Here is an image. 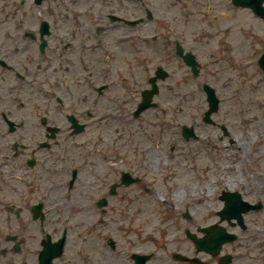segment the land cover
<instances>
[{"label": "rangeland", "instance_id": "374dc122", "mask_svg": "<svg viewBox=\"0 0 264 264\" xmlns=\"http://www.w3.org/2000/svg\"><path fill=\"white\" fill-rule=\"evenodd\" d=\"M85 11L88 15V11L86 8ZM159 14L160 13H158V17ZM247 15L249 16L247 23L254 26L256 31H259L260 28H263V26L260 27L258 23L252 19L251 15ZM232 17L233 16L231 15H226L225 22L230 23L232 21L230 20L232 19ZM190 20L191 24L193 22V27L198 26L197 18L192 17ZM235 23L236 21H233L232 26H234ZM9 27H14V23H9ZM191 40L186 39V44L184 43L185 47H193L192 43H194L196 45V47L194 48H199L197 51L202 57L199 60L205 63V56L209 57L211 53H214L212 47L214 43L206 44L208 48L205 49L206 46L199 45L197 42H194V40H192L191 42ZM112 45H120L111 47L110 52L112 53L122 51L121 47L123 48V50L125 49L124 51H126L127 49L129 50V48L125 44H122L120 42H116V45L112 43ZM105 46L108 47V44L105 43ZM157 46L158 45L154 46V49ZM123 54L124 57L128 56L132 58V55L129 54L128 51ZM123 54L119 53V60L116 61L117 66L123 61ZM69 64L71 65V63ZM69 64L66 65L69 67ZM76 64V60H74L72 63V67L74 68ZM230 65L232 67L237 66V64ZM239 65L243 70H246V72H248V75L246 76L244 74V78L237 79L235 88H246L249 94H251L250 100L254 105L251 108L249 114H244V116L241 117L238 115L237 117L230 113V111H232L233 109L232 102H234L237 97L234 100L230 98V94L227 90L230 81L225 82L229 80L228 78L230 76L236 73L235 69L227 67L228 65H217L216 69H206L208 71L218 72V79L214 83L221 86L218 89V93L220 94V97L222 99V104L221 110L217 115L214 116V120L228 127L230 135L227 138L222 135V132H220L221 130L219 131V129L217 128L205 126L203 124V113L206 110V105L204 95L201 92V84L200 82H197L193 79L188 82L189 78L187 77V75L189 74L187 73L184 65H182V63L178 62L177 60L173 61L171 66L169 67L172 78L169 81L164 82V84L160 83L162 85L161 93L156 98V103L158 104L157 108L159 109L145 115L144 124L141 128L136 127L135 123H130L133 121L132 117V120L126 119V124L123 129L122 125H117L116 123H114L117 120L116 117L112 118L113 114L115 113V107L113 106V104L109 105V102L106 101V98L111 96L109 93H107L106 97L104 98L108 103L103 102L104 99L102 100V102L96 100L92 111L94 117L93 119H91V124L93 123L94 126L90 125L85 132L86 134L79 137V143L88 145V148H90L91 143H93L94 146L91 147V149H102L108 151L109 149H116L120 148V146L123 147L128 145L130 133H132L134 136L137 133H140V136L142 133H144L146 134V139L150 142L146 143L145 145H143V143L141 142L138 143L139 148L142 149V147H154L156 145L161 146L162 148H166V151H168V153L165 151V153L160 152L154 154V156H150V161L156 158L158 161L162 162V164L166 163L167 165L165 167L159 168L155 172V174H152L150 169L148 168L147 170L144 164L146 155L139 152H135V154L137 155L136 158L139 159V162L135 158H132L134 159V161L130 162L132 160L131 158L126 159L125 157H121L120 161L116 162L112 159L110 161V164H104L101 159L102 155L99 157H95L96 155H93V160L95 161L93 163L94 166L89 164H78V167L81 168V172L79 175L80 179L78 181V184L74 188L75 190L73 192H69L68 196H72L74 194L73 196L76 198L78 196L82 197L90 207V212L88 219H85L86 224L84 227L82 226L80 227V229H78L76 226H74L72 228L68 243L69 247L65 255L66 257L62 259V261H60L58 264H80L78 260L83 262L79 257L81 250L84 251L82 247L88 248L89 252H93L91 254L92 256L83 255L81 257H83L87 261H92L95 258H100L97 260L98 264H126L130 260V255L136 251L144 253L155 252L161 253L163 255L166 254V259H171L172 252L177 251L180 246H183L184 248L192 247L191 244L186 243L187 239L184 235L186 229H191L196 232L198 229L196 227H200L203 224L206 225L217 221V217L213 214L212 217H210V213L209 211H207L208 209L218 210L221 208L220 205H217L219 193H217L216 191L213 192L214 195L210 197V201L204 203L205 207L198 206L196 208L194 206L191 208L192 216L195 217V219L193 221H187L180 216V210L179 212H177L178 214L173 212L170 214V216H168L169 213L172 212V210L165 205V200L163 202L157 201L156 204H153V202H150V200L148 201L145 198L148 195V190L146 189L148 186L150 188H154L155 184H159L163 187L161 191H163L164 194L167 195L169 189L167 188L168 184L173 183L177 185V182L175 180V173H186L185 171L188 170L186 166L176 168V159L178 157L186 158L188 152L196 149L195 147L198 146H202L205 150L211 151L214 154L219 153L223 155L224 158H229L226 159V161H228V165L226 164V168L232 167V163L236 160L234 155H236L238 152V148L236 145H239L238 141H241V132L246 127L243 124L244 119L246 121V119L249 118L252 121V125L254 126V128H256L254 133L259 136V140L261 141L258 145L259 149H255V152L264 149V78H262V75H260V71L257 69L255 63H251L249 67H243L241 62H239ZM67 66L60 68L58 64H53L52 66H50L49 72H57L58 75L55 76H58L60 79H62L63 84V81H68V77L65 75L67 74L68 70ZM98 66H100L99 77L106 78L108 77V75H110V69L108 68L106 62H103L101 64L99 63ZM109 66H111V68L114 67L111 62ZM112 71L113 70H111V73ZM236 77L237 75H235L232 80H235ZM94 78H98V76L95 75ZM178 80H183L186 83H177ZM129 83L131 82H128V84ZM242 83H247V85H243ZM136 85L137 84H130L129 86L131 87V90H129V92H126L129 89L128 85L126 86L127 89L125 88L123 90L121 87H119L118 92H114L119 93L121 98L129 100V98L139 90V86ZM142 86V89L149 88L147 82ZM141 98V94H137L129 102L128 107H130V112L131 110H134L136 104L141 101ZM134 101L135 103L133 105ZM124 113L125 115H127L128 110L124 111ZM177 116L178 118H176ZM108 121H110L112 125L117 129V133L110 132V130L108 129V127L110 126L106 127ZM152 121L156 126L155 130H152L151 127H149V129L144 128L145 126L150 125L149 123H151ZM186 125L195 126L196 134L200 136V138H197L198 141H194L193 143H186V141L183 140V138L181 137V128L182 126ZM145 129H148L149 131L146 132L144 131ZM220 134L222 138L221 140H219L218 138ZM231 141H233L234 143H231ZM173 149L175 152L172 151ZM80 150L81 148H77L76 152L73 153V155L80 153ZM205 161L209 168H211V166L214 167V165H212V163L207 159H205ZM75 166L76 165L72 167L74 168ZM95 167L99 170L97 176L94 174ZM132 167L137 168L138 172L140 173H144L146 171L144 175H140L142 176V183L137 184L133 187L122 186V188H119L117 195L112 197L111 199V204L107 209V214L101 216L100 212L94 209L95 201L98 200V197L100 195H108V191L110 188L109 186L112 183L117 182L119 178L118 175L121 170L130 169ZM71 170L73 169L69 167H63L60 174L56 175L53 178V181L57 184H62L67 188ZM149 171L150 174L153 175V177L150 176ZM62 173H64V175H62ZM199 175L203 176L199 179H196L195 174L191 179L193 184H203V182H206L207 179L214 178L215 172L211 170V174L209 175L201 171ZM189 186L191 185L189 184ZM181 189L182 187L178 188V190ZM56 190H58V192L62 191V189H60L59 187H57ZM97 191L98 195H96ZM135 200L138 201L134 202ZM23 202V221L27 222L29 220V213L27 209H30V207L33 205V202L32 200ZM53 203L54 202H51L48 207L47 212L50 214L47 221L49 223L51 233L55 236H58V227L59 225L62 226L63 223L62 221L57 222L58 212H56V209L59 203ZM184 205V203H179L180 209L184 207ZM163 207L169 210V212L165 216L162 215L160 211V208ZM148 208H150V214ZM140 209H146V215H141ZM121 226L124 228V233L121 230ZM25 229L27 254L30 260V264H36L37 252L41 248L40 241L42 237L38 232V225L33 223L32 221L30 224H26ZM109 237L114 238V240L117 242V248L114 251L111 248H108L107 243H105V240ZM103 238L104 241L102 243ZM89 241H91L92 246H87V243ZM103 244L105 250L100 246ZM163 259L165 260L164 257ZM55 262L54 264L57 263ZM161 262L162 264L164 263L162 261V258H160L159 262L155 263L159 264ZM236 264L242 263L236 262Z\"/></svg>", "mask_w": 264, "mask_h": 264}, {"label": "flooded vegetation", "instance_id": "af4514ba", "mask_svg": "<svg viewBox=\"0 0 264 264\" xmlns=\"http://www.w3.org/2000/svg\"><path fill=\"white\" fill-rule=\"evenodd\" d=\"M159 1L164 9L158 7L153 10L159 11L164 20L173 18L177 22L176 29L188 18H199L200 29L195 34L194 42L201 45L204 41L221 42L218 51L211 54L213 58L218 55L213 60L215 63L232 61L234 54L249 55L250 52H257L255 47L259 49V53L264 51L263 18L255 16L258 25L263 26L259 35H255L241 18L234 26L232 23L223 26L225 15L234 16L230 19L234 20L240 14H252L250 9L235 5V0ZM154 2L155 0H127L125 7L118 10L117 14L124 19L142 18V14L148 9L152 10L150 7ZM36 10L33 0H0V264H28L21 199L23 185L30 184L36 178L37 172H44L45 160L52 158L54 153L63 152L66 144L75 140L67 117L73 115L83 121L86 116L90 117L93 109V89L89 83L85 82L87 91L84 93L82 85L76 86L71 82L70 85L63 86L58 81L52 82V74H49L53 64L63 67V62L60 63L56 56L58 53L66 55L73 43L68 38L71 26L59 23V29L56 30L55 25L50 23L47 48L42 53L41 25L38 24ZM59 12L61 11L58 0H49V19L59 20ZM7 20H18V23L14 27H8ZM72 24L80 25L78 22ZM150 25L151 22L148 21L138 26L145 28H140L144 31L143 34L148 31V34L142 35L144 38H149L152 34ZM113 28L114 31L129 35L130 38L136 30L124 23H116ZM82 32L86 33V30ZM74 34L81 35L80 32ZM166 41L171 43L168 37ZM18 73H21V76ZM65 75L72 77L70 73ZM40 84L43 89L39 92L37 86ZM55 95L63 102L58 101ZM53 128L59 129V132L57 138L51 140L49 137ZM43 144L52 147L42 149ZM29 162H34L32 169L28 167ZM12 196L15 197L16 204L12 203ZM14 209L17 215L12 213ZM15 222L18 235H13ZM246 225V228L241 230V237L238 236L239 239L228 246L231 253L242 248L241 244H246V239L250 237L252 225ZM235 228L237 230L239 227ZM11 236H17L18 240L11 241ZM17 242L20 243V250L15 247ZM188 250L190 252L191 248L188 247ZM240 260L246 261L247 257L235 258V262Z\"/></svg>", "mask_w": 264, "mask_h": 264}, {"label": "bare ground", "instance_id": "6f19581e", "mask_svg": "<svg viewBox=\"0 0 264 264\" xmlns=\"http://www.w3.org/2000/svg\"><path fill=\"white\" fill-rule=\"evenodd\" d=\"M242 137H243L242 138L243 141L250 143V150L252 149L251 147L253 146V144H255L258 141V140L252 139L249 133H246ZM240 148H241L240 158H237L238 161H235L233 168L234 169L238 168L241 171H243V169H246L249 174V177L246 180L247 185L251 186L254 189L255 188L264 189V149L258 150L257 152L250 153L249 151L246 150L244 146L240 145ZM200 150H202L201 153L198 152V154L190 158L195 163H199V162L205 163L203 159L210 157V154H207L203 149H200ZM165 151H166L165 148L163 149L159 148L157 150L155 149L153 150L151 148L148 149V152H150V156H154V154H157L160 152L165 153ZM217 160L219 161L220 165H223L225 162V160H223L221 157L217 158ZM149 161H150V158L148 159L147 163H149ZM154 161H158V160L155 158L154 160H151L149 163L152 170H154L155 167L158 166V163ZM249 169L252 171H250ZM190 171L191 169H188L187 171H185L186 173L181 172V176H187ZM241 175L242 176L244 175L246 179L245 173L244 174L242 173ZM202 185L208 187L207 182H203ZM160 194H161V191L158 190L155 193H153L152 196L156 200L157 198L160 197ZM208 197H209V194H207L206 189L196 190L194 188H191L188 194H186L184 191L178 194H174V197L170 202V206L173 207L175 211L176 209L174 206L180 200H188L194 205H200V204L202 205L206 202ZM62 212H64L66 216H70L71 218L77 219V221L81 223V217L83 215L87 216L88 210H86V206H85L83 198L78 197V199L69 200L65 202L62 205Z\"/></svg>", "mask_w": 264, "mask_h": 264}]
</instances>
